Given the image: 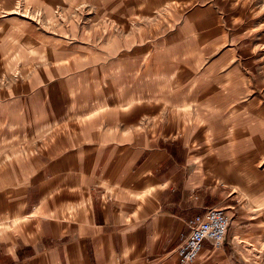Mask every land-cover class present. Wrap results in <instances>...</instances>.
Here are the masks:
<instances>
[{
	"label": "crops",
	"instance_id": "obj_1",
	"mask_svg": "<svg viewBox=\"0 0 264 264\" xmlns=\"http://www.w3.org/2000/svg\"><path fill=\"white\" fill-rule=\"evenodd\" d=\"M76 1L116 35L45 63L77 61L42 78L78 85L23 153L0 150V264H179L187 221L210 208L227 216L226 236L194 264H264V33L248 47H225L228 30L192 46V0ZM86 83L89 114L71 119L85 103L66 98Z\"/></svg>",
	"mask_w": 264,
	"mask_h": 264
},
{
	"label": "rangeland",
	"instance_id": "obj_2",
	"mask_svg": "<svg viewBox=\"0 0 264 264\" xmlns=\"http://www.w3.org/2000/svg\"><path fill=\"white\" fill-rule=\"evenodd\" d=\"M75 3L78 2L54 0L51 6L45 8L44 2L39 0H0V11L6 9L5 14L0 12V150L23 153L28 148L27 143L38 136V125L61 113L65 98L60 101V91L75 89L78 85L75 81L51 82L45 79L53 77L55 80L70 72L76 73L81 67L75 64L77 61L64 67H50L45 63L67 55L73 58L83 56L79 47L82 44L88 45L84 55H92L95 46V50L99 49L98 31L105 30L104 42L109 40V36L116 35L114 26L109 22H101L100 25L92 16L79 14L78 10L81 9ZM211 13L220 18L221 23L218 24L216 17L211 19ZM127 26L129 23L122 25L123 32H120L124 35L118 34L117 38L124 39L125 31L130 30ZM192 29L199 31L200 36L198 39L192 38V46L197 42L211 48L212 42L214 45L221 41L216 33L228 30V38L223 40L228 41L225 47L237 43H240L239 48L248 47L256 39L254 31L264 33V0H192ZM95 41L97 43L93 46ZM208 48L204 50V55L210 51ZM216 50L218 54L222 53L224 46ZM199 53H202L201 50ZM85 68L92 69V65H85ZM45 74L46 77L42 78ZM114 84H119V81ZM78 94L66 98L70 106L73 102L75 109L76 105L82 106L81 101L85 103L89 98L92 99L96 89L93 93L86 83L85 87H80ZM248 99L246 97V101ZM102 100L103 97L101 103H105ZM88 108L85 103V109H78L79 113L72 111L71 119L72 116L81 119L89 114ZM61 118L64 119V116ZM182 120L192 121V114L182 115ZM212 121L219 126L220 116L214 114ZM189 131L188 125L181 130L183 133Z\"/></svg>",
	"mask_w": 264,
	"mask_h": 264
},
{
	"label": "built area",
	"instance_id": "obj_3",
	"mask_svg": "<svg viewBox=\"0 0 264 264\" xmlns=\"http://www.w3.org/2000/svg\"><path fill=\"white\" fill-rule=\"evenodd\" d=\"M186 226L188 234L182 239L176 252L179 264H194L204 242H209L213 249L222 246L228 218L222 209L210 208L204 214L188 220Z\"/></svg>",
	"mask_w": 264,
	"mask_h": 264
}]
</instances>
